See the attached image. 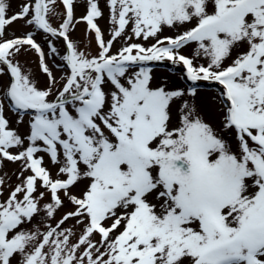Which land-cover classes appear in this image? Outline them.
<instances>
[{
	"label": "snow or ice",
	"instance_id": "snow-or-ice-1",
	"mask_svg": "<svg viewBox=\"0 0 264 264\" xmlns=\"http://www.w3.org/2000/svg\"><path fill=\"white\" fill-rule=\"evenodd\" d=\"M61 3L62 14L57 0H26L9 15L0 0V76L9 77L0 84V169L21 165L0 200V264H264V0H106L107 40L99 0H87L79 18L75 0ZM18 21L32 31L6 38ZM80 22L95 54L70 39ZM37 31L59 56V78ZM51 38L63 40V54ZM28 51L45 88L17 59ZM164 61L178 78L154 79ZM201 81L221 86L218 125ZM5 101L26 133L10 128ZM39 153L58 165L55 178ZM66 202L72 210L43 231L22 227L42 211L55 219Z\"/></svg>",
	"mask_w": 264,
	"mask_h": 264
},
{
	"label": "rangeland",
	"instance_id": "rangeland-1",
	"mask_svg": "<svg viewBox=\"0 0 264 264\" xmlns=\"http://www.w3.org/2000/svg\"><path fill=\"white\" fill-rule=\"evenodd\" d=\"M25 2H26V0H7V3L9 4L8 14L11 15L12 13L18 11L19 6ZM99 7L103 12V18L98 19L97 23L100 26L102 32L104 33V39L107 40L109 38L108 33H109L110 25L108 22L109 10H108V7L106 6V0H99ZM86 8H87V0H75V3H74V15H75V17L79 18V17L85 15L86 14ZM63 11H64V9H63L61 0H57L56 12L62 14ZM59 22H62V16H57L51 20V23H53L54 26H56ZM22 24H23V21H18V22L13 23L11 26L6 27L5 37L10 39V38H12L13 34H15L16 36H20L22 32L32 31V28L30 26L22 28L21 27ZM188 27H189V25H185L183 27H179L176 29H169L166 27L164 29V31L161 33V36H174L178 32H182L184 30H187ZM86 30H87L86 23H84V22L76 23L74 26V30H71L69 33L70 39L74 42H78V46L80 49L85 50V51H89L92 54H95L97 51V45H96L94 35L91 33H87ZM35 39L43 47V49L46 53V57H45L46 62L48 63L51 70L53 71V74L57 78H59L62 75V73L60 70L57 69L56 65L60 63V59H59V56L53 57L49 54V49H48L47 44H46V34L37 31L35 33ZM51 39L54 40L56 47L60 50V53L63 54L64 53V47H65L63 40L62 39H56V38H51ZM89 41H91L90 46L86 48L85 46H86V44H88ZM132 42L142 43V44H145L146 46H150L152 43H155V41L152 39H149L148 41H144L142 39L136 40L135 38H133ZM122 43H123L122 40L115 42L113 45V48H112V52H116L121 47ZM194 49H195V44H192V45L187 46L186 48L182 49V53L185 55H191L193 53ZM235 55H236V52H233V56H235ZM17 59L25 67L26 71H29L33 74V76L37 82L38 87L45 88L47 86V79L48 78L45 74H43L40 71L39 64H38V56L34 51L21 52V54L17 57ZM197 62L202 63L204 61L198 60ZM162 63L163 64L160 63L161 65H159L158 67H156L157 65H153L154 79L155 78L176 79L180 76V73L175 68H173V66H171L168 61H164ZM64 71L67 72V69L65 68ZM8 80H9L8 76H0V84H7ZM180 83L187 85V83H185L184 80H181ZM58 86H60V85H58ZM218 89H220V88L216 87V86L213 87L210 85H209V88H207V87L203 88V87L198 86L200 98L207 105V107L209 109V113H210V119L212 120L214 125L219 124V116L217 115V113L215 111L216 103L214 102L215 98L217 96ZM0 99H3V97L0 96ZM5 117L9 120L10 128L16 129L19 133H22V134L26 133V131H27L26 124H20V125L16 124L18 116L16 113H14L8 107L7 101H5ZM27 119H28V117H25V121H27ZM11 151L15 152L17 150L12 149ZM38 155H41L44 157V165L43 166L46 167L52 173V176L55 178L57 171H58V165H53L52 162L50 161L49 157L46 154L39 153ZM20 167H21V165L19 162L13 163V162H9L7 160H5L3 162V168L0 169V174L7 173V177L10 179L6 178V186L4 188L3 195L0 196V200L7 199L8 195H9L8 185H11L12 187H14L17 183H19V180L17 179V173H19ZM27 174H30V173H25V175H27ZM84 183H85L84 181H81L75 187H73L71 189V191L74 194L79 195L80 189L84 187ZM41 191H43V189H41ZM43 203H44V201L41 202V204H43ZM71 210H72L71 205L66 202L65 207H63V208L59 209V211H57V213L55 215V219H51V220L47 219L44 216V213L42 211L38 217L33 218V222L31 224H25L22 227L31 230V229H33L34 226H39L41 228V231H43L47 224H49V223L55 224L56 221H58L65 212L71 211ZM73 223H75V222L71 221V220L68 221L69 225H71ZM93 239H99V237H93ZM13 264H15V262H13Z\"/></svg>",
	"mask_w": 264,
	"mask_h": 264
},
{
	"label": "water",
	"instance_id": "water-1",
	"mask_svg": "<svg viewBox=\"0 0 264 264\" xmlns=\"http://www.w3.org/2000/svg\"><path fill=\"white\" fill-rule=\"evenodd\" d=\"M198 85H209L207 82H199Z\"/></svg>",
	"mask_w": 264,
	"mask_h": 264
}]
</instances>
